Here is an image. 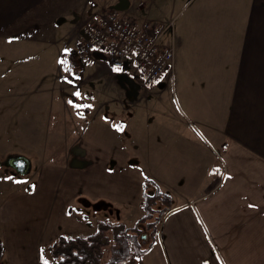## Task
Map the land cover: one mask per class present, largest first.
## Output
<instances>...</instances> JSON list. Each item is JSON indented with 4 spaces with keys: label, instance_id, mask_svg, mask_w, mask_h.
Returning <instances> with one entry per match:
<instances>
[{
    "label": "crops",
    "instance_id": "0c3cea01",
    "mask_svg": "<svg viewBox=\"0 0 264 264\" xmlns=\"http://www.w3.org/2000/svg\"><path fill=\"white\" fill-rule=\"evenodd\" d=\"M117 4L0 0L8 70L17 62L21 74H54L53 93L59 82L74 111L69 153L77 160L41 162L42 184L24 181L0 193L1 264H43L42 248L61 236L132 220L146 179L173 205L144 257L149 264H264V0L233 12L229 5L224 27L180 25L173 64L132 98L104 52H94L90 65L82 61L77 78L60 63L72 70L87 26ZM43 78L33 76L31 85Z\"/></svg>",
    "mask_w": 264,
    "mask_h": 264
},
{
    "label": "rangeland",
    "instance_id": "374dc122",
    "mask_svg": "<svg viewBox=\"0 0 264 264\" xmlns=\"http://www.w3.org/2000/svg\"><path fill=\"white\" fill-rule=\"evenodd\" d=\"M95 1L99 4L100 9L104 8L107 2H116V4L120 2V0ZM125 1L127 2V9L121 11V13L123 15L129 13L131 15L130 17L139 23L149 20L168 25L172 22L173 28L165 33L166 35L162 42L172 45L175 51L177 31L180 25L198 22L206 25H220L224 27L230 23L229 5L233 12L235 9L240 8L241 3L244 5V1L246 0ZM113 9L116 10L115 7ZM107 12H104V14ZM211 32H213L212 28ZM204 33H207V30ZM225 34H221L222 38H225ZM3 57L0 48V159L3 162L0 166V193L4 194L3 191L6 190L7 195H9L24 181L30 182L31 186L35 185L32 186L33 188L42 184L44 181L43 175L39 174L38 177H35L41 162L52 161L53 163L66 165L70 161L71 165H75L77 160L74 158L71 159L69 153L71 148L70 126L73 121L72 114H74V111H72L70 101H66L64 96L59 95L57 92V89L60 87L59 82L56 93H53L57 78L55 80L54 74H50L46 78L47 74H35V71L34 74H21L23 71L22 64H18L17 62L8 70V63L5 62V58ZM40 58L42 59L43 56H40ZM70 64L72 65L71 76L73 78L80 77L82 71L86 69V65L79 58L74 60L70 59ZM118 72L121 74L127 73L129 76L137 78L130 60ZM36 75L45 76V78L40 80V84L34 87L31 85L33 82L31 78L33 76L36 77ZM121 86L126 89L123 85ZM79 92L81 95L76 97L81 99L84 97L82 89ZM75 102L78 103L77 101ZM82 105L85 107L88 103L82 101ZM16 155L25 156L30 160L31 170L28 174L20 175L5 163L8 157ZM172 206H170V210L166 214L171 211ZM153 207V218L143 223L140 222L138 224L139 220L147 214L142 209H139L140 212L132 211L129 217V219H132L130 221L123 218L124 224L128 227H134L136 224L139 225L141 229L140 234L145 237L148 236V238L146 237V244L151 242L149 237L152 228L148 226L149 222L157 220L158 216H160L161 209L166 208V205L162 206L161 203H156ZM90 210L92 213L97 211L95 208H91ZM107 210L110 212H105L107 215L113 213V209L109 208ZM115 215L112 214L110 216L114 218ZM163 217L157 225L156 237L161 232L160 228ZM122 222H111V224H120ZM110 256L111 251L107 247L105 249L104 263ZM149 258L150 255L143 259L142 262H139L137 258H132L128 264H149L147 262Z\"/></svg>",
    "mask_w": 264,
    "mask_h": 264
},
{
    "label": "built area",
    "instance_id": "2783aa9c",
    "mask_svg": "<svg viewBox=\"0 0 264 264\" xmlns=\"http://www.w3.org/2000/svg\"><path fill=\"white\" fill-rule=\"evenodd\" d=\"M173 28L154 21L137 22L111 10L100 13L87 26L86 38L79 45L81 60L90 65L94 52H104L115 68L122 69L130 60L141 88L156 85L174 61V47L164 44L165 33Z\"/></svg>",
    "mask_w": 264,
    "mask_h": 264
},
{
    "label": "trees",
    "instance_id": "16d2710c",
    "mask_svg": "<svg viewBox=\"0 0 264 264\" xmlns=\"http://www.w3.org/2000/svg\"><path fill=\"white\" fill-rule=\"evenodd\" d=\"M142 198L141 209L147 214L139 220L138 224L153 218L154 204L166 205V208L161 209L157 220H152L148 224L152 228L149 244H146L148 236L146 238L140 234L141 229L138 224L128 227L124 223L111 224L103 221L98 223L97 230L93 235L74 238L61 236L51 245L42 248L43 264L45 259L49 264H126L132 258H137L139 262H142L154 245L157 225L164 214L170 210L172 197L163 192L153 180L146 179ZM107 247L110 248L111 256L104 263ZM1 253L2 245L0 259Z\"/></svg>",
    "mask_w": 264,
    "mask_h": 264
},
{
    "label": "water",
    "instance_id": "95a60500",
    "mask_svg": "<svg viewBox=\"0 0 264 264\" xmlns=\"http://www.w3.org/2000/svg\"><path fill=\"white\" fill-rule=\"evenodd\" d=\"M118 11H124L127 9V2L125 0H120V2L115 7ZM119 82L124 87L127 86V95L128 97H137L141 89L140 85L136 80L129 76L127 73H122L118 77ZM8 165L14 168L19 174L25 175L28 174L31 170V163L28 158L25 156H12L8 159Z\"/></svg>",
    "mask_w": 264,
    "mask_h": 264
},
{
    "label": "snow or ice",
    "instance_id": "6c2138e0",
    "mask_svg": "<svg viewBox=\"0 0 264 264\" xmlns=\"http://www.w3.org/2000/svg\"><path fill=\"white\" fill-rule=\"evenodd\" d=\"M64 51H69L68 49H65ZM60 63L61 64H63V65H65V71H71V68H70V65H69V62L68 61H66V60H62V61H60ZM116 70L117 71H119V68H116ZM73 75H75L74 73H73ZM63 79H65V80H67L69 83H74V81H72V80H69V77H67V76H65V77H63ZM74 95H76V96H80L81 95V93L79 92V91H76L75 93H74ZM71 102V101H70ZM86 107H90L91 105H85ZM77 107H79V105H77ZM114 128H117V129H119V125H117V124H113L112 125ZM216 169H213V171H215ZM44 264H49V262H48V260L47 259H45L44 260Z\"/></svg>",
    "mask_w": 264,
    "mask_h": 264
},
{
    "label": "flooded vegetation",
    "instance_id": "af4514ba",
    "mask_svg": "<svg viewBox=\"0 0 264 264\" xmlns=\"http://www.w3.org/2000/svg\"><path fill=\"white\" fill-rule=\"evenodd\" d=\"M126 88V90H128V88L127 87H125ZM17 156V155H16ZM10 157H12V156H10ZM10 157H8L7 159H6V164L8 165V159L10 158ZM3 161V160H2ZM3 164V162H1V159H0V166ZM9 166V165H8ZM10 167V166H9ZM12 168V167H11ZM12 169H14V168H12ZM15 170V169H14ZM16 171V170H15ZM17 172V171H16ZM18 173V172H17ZM19 174V173H18ZM21 175V174H20Z\"/></svg>",
    "mask_w": 264,
    "mask_h": 264
}]
</instances>
